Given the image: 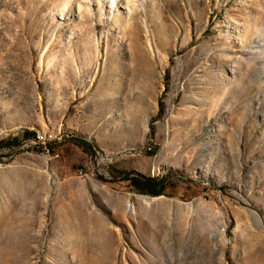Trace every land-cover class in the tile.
Masks as SVG:
<instances>
[{
    "label": "rangeland",
    "instance_id": "374dc122",
    "mask_svg": "<svg viewBox=\"0 0 264 264\" xmlns=\"http://www.w3.org/2000/svg\"><path fill=\"white\" fill-rule=\"evenodd\" d=\"M114 1L0 0V264H264V0Z\"/></svg>",
    "mask_w": 264,
    "mask_h": 264
},
{
    "label": "trees",
    "instance_id": "16d2710c",
    "mask_svg": "<svg viewBox=\"0 0 264 264\" xmlns=\"http://www.w3.org/2000/svg\"><path fill=\"white\" fill-rule=\"evenodd\" d=\"M84 144L89 146V143ZM129 180L134 189L140 194L158 197L164 189L163 184L155 178H146L144 176L134 175L130 177Z\"/></svg>",
    "mask_w": 264,
    "mask_h": 264
},
{
    "label": "bare ground",
    "instance_id": "6f19581e",
    "mask_svg": "<svg viewBox=\"0 0 264 264\" xmlns=\"http://www.w3.org/2000/svg\"><path fill=\"white\" fill-rule=\"evenodd\" d=\"M113 2L115 3L114 0H113ZM99 5H100V2L98 1L97 6H99ZM124 7H125V14L130 15L133 12V10L135 9V3L133 0H125ZM110 9H112V8H110ZM251 212H253V211H251ZM253 213H255V212H253ZM255 219L257 220L256 216H255Z\"/></svg>",
    "mask_w": 264,
    "mask_h": 264
},
{
    "label": "built area",
    "instance_id": "2783aa9c",
    "mask_svg": "<svg viewBox=\"0 0 264 264\" xmlns=\"http://www.w3.org/2000/svg\"><path fill=\"white\" fill-rule=\"evenodd\" d=\"M33 140L36 142V143H39V144H42V145H46L48 139H47V136L46 134H38L37 136H34Z\"/></svg>",
    "mask_w": 264,
    "mask_h": 264
},
{
    "label": "water",
    "instance_id": "95a60500",
    "mask_svg": "<svg viewBox=\"0 0 264 264\" xmlns=\"http://www.w3.org/2000/svg\"><path fill=\"white\" fill-rule=\"evenodd\" d=\"M252 211V210H251Z\"/></svg>",
    "mask_w": 264,
    "mask_h": 264
}]
</instances>
